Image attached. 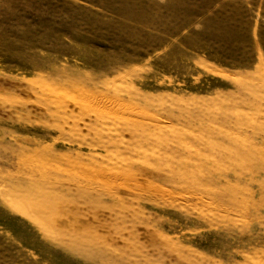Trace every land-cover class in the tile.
Wrapping results in <instances>:
<instances>
[{
  "label": "rangeland",
  "instance_id": "374dc122",
  "mask_svg": "<svg viewBox=\"0 0 264 264\" xmlns=\"http://www.w3.org/2000/svg\"><path fill=\"white\" fill-rule=\"evenodd\" d=\"M0 264H264V0H0Z\"/></svg>",
  "mask_w": 264,
  "mask_h": 264
}]
</instances>
